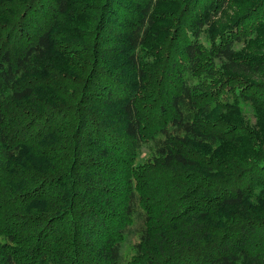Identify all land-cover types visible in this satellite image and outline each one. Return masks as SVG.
Returning <instances> with one entry per match:
<instances>
[{"label":"trees","instance_id":"obj_1","mask_svg":"<svg viewBox=\"0 0 264 264\" xmlns=\"http://www.w3.org/2000/svg\"><path fill=\"white\" fill-rule=\"evenodd\" d=\"M0 264H264V0H0Z\"/></svg>","mask_w":264,"mask_h":264},{"label":"rangeland","instance_id":"obj_2","mask_svg":"<svg viewBox=\"0 0 264 264\" xmlns=\"http://www.w3.org/2000/svg\"><path fill=\"white\" fill-rule=\"evenodd\" d=\"M242 112L243 115L245 116V119L247 121H250L251 123L254 122L253 116H252V112L248 107H242ZM151 152L147 147H144L139 155H138V161L142 162L143 160H146L149 156H150ZM136 237L135 236H129L126 239V242L123 244L122 246V257L124 259H127L128 256L132 253V245L135 241Z\"/></svg>","mask_w":264,"mask_h":264}]
</instances>
